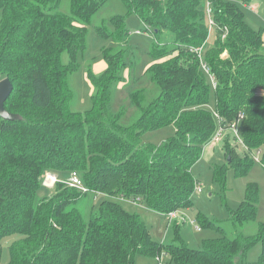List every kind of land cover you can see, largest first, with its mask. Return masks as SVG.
Returning a JSON list of instances; mask_svg holds the SVG:
<instances>
[{
  "label": "trees",
  "instance_id": "1",
  "mask_svg": "<svg viewBox=\"0 0 264 264\" xmlns=\"http://www.w3.org/2000/svg\"><path fill=\"white\" fill-rule=\"evenodd\" d=\"M107 1L70 0L66 13L62 0H0V79L12 83L4 107L21 116L0 118V258L3 239L17 235L8 264H135L138 254L159 261L163 253L170 264H264L255 185L247 186L227 219L233 233L219 228V236L197 249L182 241L152 240L140 217L116 200L144 201L166 217L191 205L197 182L191 168L204 147L216 143L220 127L226 129L218 142L237 174L250 167L253 150L261 152L264 165V38L239 6L249 0H124L127 12L153 29L150 54L156 60L146 69L152 90L131 92V120L123 108L110 107L129 38L118 14L110 17L113 28L106 22L96 27L115 45L102 49L105 70L89 74L92 108L74 107L71 72L85 47L87 26ZM211 33L215 39L208 44ZM201 46L199 57L195 49ZM202 61L215 76V88ZM210 92L214 112L206 107ZM240 112L242 155L228 129ZM169 124L175 134L160 145L142 141L145 132ZM226 168L215 165L219 182ZM72 171L87 191L65 183ZM46 172L58 180L51 194L37 199ZM88 191L106 198L85 219L79 202ZM200 223L212 225L206 218ZM251 223L255 232L241 231ZM255 243L260 259L248 261L247 250Z\"/></svg>",
  "mask_w": 264,
  "mask_h": 264
},
{
  "label": "rangeland",
  "instance_id": "2",
  "mask_svg": "<svg viewBox=\"0 0 264 264\" xmlns=\"http://www.w3.org/2000/svg\"><path fill=\"white\" fill-rule=\"evenodd\" d=\"M165 1V0H162ZM70 0H62L61 10L68 13ZM243 9L245 20L255 29L263 30L264 38V0H249L247 4L239 3ZM114 14L125 18V25L129 30L127 45L126 67L122 72V80L115 88L110 107L114 112L121 108L125 110V119L131 120L135 114L130 95L135 89L142 88L150 91L152 82L146 75V69L156 60L150 54V46L154 40L153 29L145 26L137 15L127 12L124 0H108L107 3L94 16L92 22L86 28L85 47L77 54V67L71 72V83L76 93L75 108L80 112H86L92 108V85L89 74L100 75L105 70V62L102 49L115 45L112 37L101 35L96 27L106 22L109 28H113L110 17ZM1 17V12H0ZM140 29V33L135 30ZM163 39V37L161 38ZM215 39L214 33L208 38V44ZM164 40V39H163ZM224 56V55H223ZM64 62L68 60L63 56ZM210 111H215V99L210 92V100L206 106ZM237 140L241 138V123L237 125ZM175 134L173 124L166 125L156 130H150L142 135V141L154 145H160L163 141ZM222 143H211L204 147L200 159L192 166L191 173L197 182L191 195V205L182 207L173 212V216L166 217L162 213L150 209L144 201H133L126 198H116L128 212L137 214L148 228L150 238L163 245L174 240L182 241L190 248H201L206 239H212L220 235L219 228L228 234L233 233L232 226L227 221L231 212L235 211L244 199L249 184L257 187V212L256 222H264V165L261 162V152L253 150L257 160L252 158V164L243 174H237L222 151ZM239 153L245 152L241 143H238ZM223 182L214 177L215 165H224ZM201 191H197V189ZM52 188L42 185L37 192V199L51 194ZM106 196L92 191L86 192L85 197L79 202L85 219L95 212L101 201ZM206 218L212 225H201L200 220ZM215 226V227H214ZM242 232L251 234L256 231V224L242 227ZM21 237V236H20ZM19 236L13 235L3 239L0 264H8L10 260L9 247ZM261 247L259 243L252 245L246 253V260L259 261ZM149 257L138 254L135 264H170V259L164 253L159 257Z\"/></svg>",
  "mask_w": 264,
  "mask_h": 264
},
{
  "label": "built area",
  "instance_id": "3",
  "mask_svg": "<svg viewBox=\"0 0 264 264\" xmlns=\"http://www.w3.org/2000/svg\"><path fill=\"white\" fill-rule=\"evenodd\" d=\"M209 11V9L207 10ZM209 23H210V28L212 27L213 25V21L212 19H209ZM136 33H140V29H137L135 30ZM203 46L195 49V51L198 53L199 57H201L202 55V51H203ZM201 66L203 68V70L208 74L209 76V80L212 84V87L215 88L216 87V80H215V76L209 72V68L207 67V65L202 61L201 62ZM244 115L240 112L238 114V117L236 119V122L232 123L229 125L228 129L230 131H232L233 135L236 137L237 139V132H236V129H237V125L238 123L243 119ZM224 128L225 127H220L218 132L215 134V136L213 137L212 141L213 142H218L220 140V137H221V133L224 131ZM226 129V128H225ZM238 143H241L242 144V139L241 138H238ZM252 158L256 159L257 160V157L254 155L253 152L249 153ZM57 176L55 174H53L52 172H46L44 177H43V181H42V184L43 185H46L48 187H53L54 184L57 182ZM65 183L68 185V186H71V187H75V188H78L82 191H87V188L85 187V185L83 184L82 182V179L80 177V175L76 172V171H72L70 172L69 176L67 177ZM197 191H201L199 188L197 189ZM171 216H173V212L170 213Z\"/></svg>",
  "mask_w": 264,
  "mask_h": 264
},
{
  "label": "water",
  "instance_id": "4",
  "mask_svg": "<svg viewBox=\"0 0 264 264\" xmlns=\"http://www.w3.org/2000/svg\"><path fill=\"white\" fill-rule=\"evenodd\" d=\"M12 91V83L10 79H0V118L5 120H19L21 116L17 113L9 112L5 107V101Z\"/></svg>",
  "mask_w": 264,
  "mask_h": 264
},
{
  "label": "crops",
  "instance_id": "5",
  "mask_svg": "<svg viewBox=\"0 0 264 264\" xmlns=\"http://www.w3.org/2000/svg\"><path fill=\"white\" fill-rule=\"evenodd\" d=\"M105 68H106V64H105Z\"/></svg>",
  "mask_w": 264,
  "mask_h": 264
}]
</instances>
